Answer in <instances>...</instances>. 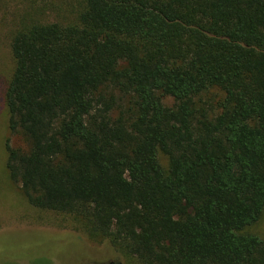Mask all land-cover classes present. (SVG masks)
I'll return each mask as SVG.
<instances>
[{
    "label": "trees",
    "instance_id": "16d2710c",
    "mask_svg": "<svg viewBox=\"0 0 264 264\" xmlns=\"http://www.w3.org/2000/svg\"><path fill=\"white\" fill-rule=\"evenodd\" d=\"M11 53L8 129L28 147L6 141V171L31 207L137 264H264L247 231L264 210V0H85Z\"/></svg>",
    "mask_w": 264,
    "mask_h": 264
},
{
    "label": "rangeland",
    "instance_id": "374dc122",
    "mask_svg": "<svg viewBox=\"0 0 264 264\" xmlns=\"http://www.w3.org/2000/svg\"><path fill=\"white\" fill-rule=\"evenodd\" d=\"M84 3L85 0H0V264H137L107 241L89 237L70 215L31 207L6 171V141L14 148L28 147L23 137L8 129L3 99L14 68L12 37L21 27L34 23H73ZM211 94L218 96L214 90L203 98ZM165 103L171 104L172 99L166 98ZM247 231L264 241V210Z\"/></svg>",
    "mask_w": 264,
    "mask_h": 264
}]
</instances>
